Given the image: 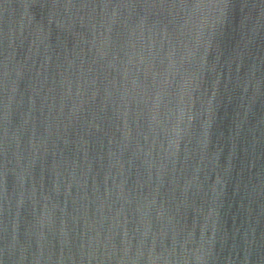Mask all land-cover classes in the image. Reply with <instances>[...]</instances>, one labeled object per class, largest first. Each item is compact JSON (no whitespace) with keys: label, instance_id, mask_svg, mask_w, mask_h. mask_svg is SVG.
<instances>
[{"label":"water","instance_id":"obj_1","mask_svg":"<svg viewBox=\"0 0 264 264\" xmlns=\"http://www.w3.org/2000/svg\"><path fill=\"white\" fill-rule=\"evenodd\" d=\"M0 264H264V0H0Z\"/></svg>","mask_w":264,"mask_h":264}]
</instances>
